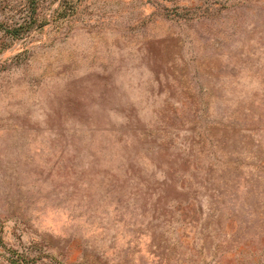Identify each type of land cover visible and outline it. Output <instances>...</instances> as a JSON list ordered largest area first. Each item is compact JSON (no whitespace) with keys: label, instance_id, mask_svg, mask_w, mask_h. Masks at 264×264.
Wrapping results in <instances>:
<instances>
[{"label":"rangeland","instance_id":"rangeland-1","mask_svg":"<svg viewBox=\"0 0 264 264\" xmlns=\"http://www.w3.org/2000/svg\"><path fill=\"white\" fill-rule=\"evenodd\" d=\"M0 264H264V0H0Z\"/></svg>","mask_w":264,"mask_h":264}]
</instances>
